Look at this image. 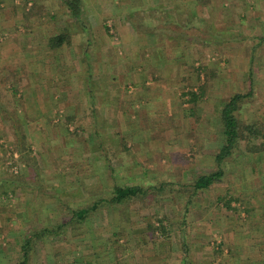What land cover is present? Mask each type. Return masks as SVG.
I'll return each mask as SVG.
<instances>
[{"label":"rangeland","instance_id":"rangeland-1","mask_svg":"<svg viewBox=\"0 0 264 264\" xmlns=\"http://www.w3.org/2000/svg\"><path fill=\"white\" fill-rule=\"evenodd\" d=\"M66 1L68 0H0V264H16L20 260L19 249L22 238L29 230L58 225L60 218L71 215V209L91 205L103 192H107L108 198L110 192L107 191L106 185L111 182L123 187L137 186L144 191V194H139L122 207L104 206L85 221L84 227L78 228L79 230L85 228L84 231L80 233L77 229L78 235L71 234L72 229L67 227L62 235L38 240L31 252L29 264H184L186 260L184 259L182 263L181 258H135L134 255L131 258H120V255L124 253L128 255L129 252V246H124V237L129 234L135 238V235L141 234L138 227L146 226L145 235L149 237L148 242L154 244L152 251L157 252L160 248L159 243L164 242L167 245L169 241L166 237L168 233L166 229L171 223L174 227L172 230H178L174 233V242L178 250H182L183 247L176 242L177 236L188 237L190 243V239L194 237L191 228L199 221L202 223L213 221L217 214L215 209L217 198L223 196L221 190L224 188L230 192L232 186L237 183H229L227 180L230 163L235 164L234 159L248 153L249 161L246 164L249 166L246 168L245 164L238 168L245 169L248 174L254 170L252 167L254 155L248 152L250 147H246L245 143L241 142L235 154L222 165L224 170L222 181L212 185L206 192L192 193V184L197 177L211 174L217 168L214 156L222 146L219 112L232 93L248 92L249 71L252 73L253 95L244 100L236 115L241 123L253 124L256 129L264 133V117H262L264 112H260L264 111L262 110L264 83L260 82V80L264 82L262 78L264 72L260 71L262 69L259 66V61L264 62V43L250 37L257 34L258 29L264 31L262 24L264 21H259L264 17V11L260 9L262 0H226V5L213 7L218 14L216 19L213 18L214 20L208 19L205 9L197 8L195 19L201 18L204 24H196L200 26L199 29L197 27L196 30H190L188 37H185V41L189 38V42L185 44L191 52L186 53L189 56L183 59L186 60L185 63H192L193 70L190 68V71L196 76L195 70L200 69L199 65H201L203 79L197 81L195 77H191L189 84L182 82L179 89L169 94L170 97L157 96L158 98L153 102H148L146 96H143V101L141 99L138 104H140L139 111L145 113V117H140L137 123L132 119L121 120L125 123L122 124V129L126 134H121L119 138L113 134L117 131L116 126L112 125L114 118L105 117L109 114L106 113L107 111L93 115L89 111V102H82L84 95L80 89L72 96H67L65 92L70 91V87L77 89L80 85V88L89 93L92 83L89 80L87 63L91 60L97 63L98 55L101 58L103 48L106 46L111 47H108L107 57H119L120 62L128 63L130 58L126 56L129 52L124 51L122 41H131L127 31L134 30L133 26L137 27V25L129 22L126 11L122 13V7L127 6L121 4L118 6L121 7V12L116 15L118 19L123 16L118 22L125 27L120 29L121 33L110 19L104 21L108 25L107 31L104 28L89 29L87 6L92 0H81L83 8L80 16L83 15L75 31L77 35L72 38V43L70 38L68 45L53 51L47 45V38L58 34L62 25L69 23L70 19L73 20L65 6ZM123 1L117 0L120 3ZM105 7L107 11L104 15L111 16L112 7ZM144 8L145 11L150 9L148 6ZM141 14L144 15L142 11ZM145 18L147 19L143 24L147 21L157 22L152 19L153 17ZM139 22L138 20L137 23ZM83 27L86 29L84 32L80 29ZM215 28L221 33L214 32ZM199 30L203 35L199 34ZM133 32L131 34L135 36ZM103 35L107 44L102 43ZM27 38L30 40L26 41ZM203 38L207 43H201ZM234 40H237L234 48L238 51V55L234 54L235 58L233 55L230 58V52L224 51L222 44H229V41L233 43ZM3 46H7L10 50L7 53L8 57L1 53ZM21 48L24 51H21ZM25 49H28L30 54H27ZM32 49L35 54L31 53ZM39 50L43 51L42 55L37 54ZM53 53H56L57 60L64 62L66 59L70 65L60 66L58 70L53 71L58 67L54 63ZM39 57H42L44 62H49L52 69L48 68L47 63L45 66L39 68L33 66L30 69L27 68L29 67L27 62L24 66L18 63L23 58H30L35 62L31 65H36ZM8 60L13 61L14 68H10L9 63H5L9 62ZM39 63L41 64L40 61ZM248 63L249 68H247ZM1 64L5 65L1 68ZM125 66L132 73L131 66ZM52 73L54 77L51 76ZM38 75L44 79L40 87L45 90L34 96L26 91L25 87L31 89L32 86L37 91ZM257 75H260L259 79ZM142 77L144 78V75ZM61 80L66 81V85L60 82ZM130 80L132 81V78L127 76L123 83L128 85ZM76 81L79 83L78 86L74 84ZM150 83L152 85L143 87L142 94H145L144 90L150 92L151 88L152 91L156 89L157 95L162 94V85L156 84L155 79ZM189 86L193 87L194 92L199 91L195 90L196 87H203V96H200L195 104L181 101V94L186 92ZM59 88H67L61 95L65 98L59 96L58 99L50 101L49 96H55ZM122 91L124 92L125 89ZM171 98L178 100L175 102ZM44 100H47V103ZM174 104L178 105L179 109L175 108L178 112L174 111L171 118L169 113ZM103 105L105 107L107 103ZM204 113L206 117L203 118L201 115ZM138 124L145 129L140 141L133 140L130 134V131L139 127ZM12 126L16 128L15 134L12 133L14 130ZM19 135H23L24 138L17 140L19 145L15 146ZM121 138L124 139V146L120 141ZM256 140L248 138V143L254 144ZM213 143H216V146ZM204 148L206 153L213 155H201L202 160L200 159L199 162L206 160L208 165L199 164L195 159L196 155L200 158L199 154ZM154 149H157L155 160L152 159L155 163L146 159L147 153ZM98 156L100 163L104 164L100 167H103L101 173L97 170L99 166L96 165ZM133 156L137 157L138 163L134 162L135 167L131 168L130 161ZM140 159L147 161L141 166L143 175L146 173L153 175L156 170V177L153 179L150 177L147 183H139L133 176V173L140 172L136 168L142 163ZM121 160L126 166L117 165ZM108 161L114 168L115 180L111 179L106 183L102 181L101 174L103 171L107 173L105 168ZM254 167L257 171L260 168V166ZM160 173L161 176L158 175ZM256 174H246V177L250 176V178L241 183L239 190L242 192L241 197H244V206L251 208L246 210L248 219L264 222V212H257L264 206V198L258 197L264 192V178L261 179V175ZM237 179L241 178L237 177ZM96 188L99 189L97 192H95ZM204 194H209L210 203L205 200L203 205L198 203L197 207L192 206L194 203L203 202L201 198L205 197ZM188 199L193 203L187 205ZM243 216L240 217L243 219L242 222L247 219L246 214ZM205 217H210V221L205 220ZM155 219H162L163 231L155 229L159 227ZM240 219L238 218L237 222H240ZM93 234L98 236L101 244L94 246L93 249L106 252L107 258L89 259V246H92L89 236L92 237ZM229 237L227 235V245L230 244ZM229 246L225 249L233 256L235 251L236 258H220L218 251L213 252L214 247L209 245L203 247L202 251L211 258H204L201 264H210V261L212 264H237L242 261L245 255L238 257L239 248L231 246L229 248ZM137 248L140 249L139 246ZM193 249L189 246L190 252H193ZM163 252H167V249L165 248ZM196 259L190 258L189 264H196Z\"/></svg>","mask_w":264,"mask_h":264},{"label":"crops","instance_id":"crops-1","mask_svg":"<svg viewBox=\"0 0 264 264\" xmlns=\"http://www.w3.org/2000/svg\"><path fill=\"white\" fill-rule=\"evenodd\" d=\"M188 1L191 2V0H124L122 3H120V2H117V0H92L91 2H89V6H87V10H89V29L99 30L100 28H102V29L104 28L107 31L108 25L104 21H105V19H110L111 21L114 22V26L117 28V31L121 33L120 29L125 28V27H122L120 25V23H118V22H119L120 18H122L123 16L120 17L119 19L116 16L118 13L121 12L120 11L121 7H118L121 4H122V6L123 5L124 6H132V9L130 10V12H131L130 14H132L133 12H137V11L142 10L145 6L146 7L148 6L150 9H154V8H158L160 6H164V9L168 10V9L174 8V6L178 5L180 2H188ZM208 1H209V5H208L209 7L204 8L206 10V11L205 10L204 11L207 13L208 19L209 18L216 19L218 14H216L217 12L213 9V7H215V6L217 7V5H220V4L226 5V3H225L226 0L225 1L224 0H208ZM61 3L63 4V2H61ZM252 3L254 4V2H252ZM116 4H117V7L115 8ZM111 5H113L114 7H112ZM261 5L262 6L260 9L262 11H264V0H262ZM105 6L112 7L111 8L112 9L111 16L107 15L108 17H106L104 15L106 13L105 11H107ZM142 6H144V7H142ZM150 6H152V7H150ZM85 8H86V6H85ZM197 8L200 9V7H197ZM122 10H123L122 13L124 14V12L126 11L125 7H122ZM230 14L231 13H229V15ZM69 15H70V13H69ZM82 15L83 14H81V18H82ZM70 18H72L71 15H70ZM53 19H55V17ZM73 20L70 19L69 23H66L64 26L62 25L59 29V32H58V33L63 32L64 29L68 30L69 34H70V38H71V43H72V38L75 35H77V32H75V31L78 29V22L76 20H74L75 21L74 22ZM259 21H264V17H261ZM262 24H264V23H262ZM133 28H134V26H133ZM80 29H82L83 32L86 31V29L84 27L80 28ZM230 29H232L231 26H230ZM134 30H131V31L128 30L127 31V35L131 37V39H130L131 41H127V40L122 41L124 51L129 52V54H127V56H126V57L130 58L128 63L120 62L119 57H116V58L115 57L114 58L107 57V54H108L107 52L109 51L108 47H110V46H106L105 48H103V54L101 55V58L98 55L99 60H97V63H95V61L93 62L92 60H91L92 63L90 61L87 63V64H89V80H91V83H92L91 87L89 89V93H87L85 89L80 88V85L77 81H76V83H74L75 85L77 84V86L79 85V87L77 89H76V87L73 86L74 88L70 87V91L65 92L66 94H68L67 96H72V95L76 94L80 89V92L83 93V95H84V99L82 98V102H89V111H91V113H93V115H96L97 113H101L104 110L107 111L106 113H109V114L105 117H108L111 119L114 118L112 125L116 126V128H117V131L113 133L115 135L126 134V132L123 131L124 129H122V124L124 122H121V120L124 119L126 121V119L127 120L132 119V121L136 120V123H137V120L140 117L141 118L145 117V113L142 114L141 111H139L140 110L139 109L140 104H138V102L141 101V99L143 101V96H146L145 98H147L148 102H153L158 98L157 96H169V94L174 93L175 90L179 89V86L181 87V85L183 84L182 82H186L187 84H189L191 81L190 80L191 77L192 78L195 77V80H197V81L203 79V76L201 74H199V77H197L196 75H193L192 71H190V68L193 70L192 63L191 62L185 63L186 60L183 59L184 57L185 58L187 57L188 54H186V53L191 52V49L188 48V46H186L187 44H185V43L189 42V38H187L188 41H180V43L178 42V40L177 41L169 40V41H167L165 43H161V44L160 43L159 44H153L152 46H148V47H144L142 45L141 47H139V44H138L139 36L137 35V32H135ZM213 30L216 33H221L220 30H218L216 28ZM258 30H259V32H257V34H253V36H250L251 38H254V40L255 39L259 40L260 38H264V31H261L260 29H258ZM124 32H126V30ZM124 32H122V34H124ZM131 32L135 33L134 34L135 36H133L131 34ZM198 32H200V30ZM187 33H189V31ZM89 34H91V33H89ZM199 34H201V32ZM201 35H203V34H201ZM101 37L103 38L104 35ZM185 37H188L187 34ZM231 38H233V37H231ZM248 39H250V38H248ZM29 40H30V38L26 41H29ZM198 42H200V39H198ZM203 42H206L204 38L201 41V43L204 44ZM102 43L107 44V41L105 40V38H103ZM223 43H224V41H223ZM236 44H237V40H234L233 43L231 41H229V44H226V43L222 44V45H224V48L222 47L223 50L230 52L229 53V54H231L230 58H232L231 57L232 55L235 58L234 54L238 55V51L236 50V48H234L236 46ZM218 45H220V43ZM64 46H66V45H63V47ZM1 48H2L1 53H3L5 56L8 57L7 53L10 50H8L7 46H3ZM222 48H221V50H222ZM12 49H14V48H12ZM21 51H24V49H22ZM31 51H32L31 53L35 54L34 49H32ZM25 52L27 54H30L28 49H25ZM38 53L42 55L43 51L39 50L37 52V54ZM131 53H133V54H131ZM84 54L86 55V53H84ZM119 54H120V52H119ZM175 54H177L176 57L173 56ZM53 56L55 57L54 63H56L55 65L58 66L57 68H54L53 71H55L56 69L58 70V68L60 66L66 67V65H70L69 62H66V59L64 60V62L57 60L56 53ZM140 57L143 59H139ZM2 59H7V58H2ZM38 59L41 62V64L37 60L36 65H31L35 62L33 60H31L30 58L29 59L23 58V60L21 62L18 61V63H21L22 66H24V64L27 62V64L29 65V67H27L28 69H30V67H33V66L36 68H39L42 65L45 66V64L47 63L48 68L50 70L52 69L49 62H44L43 61L44 59L42 57L41 58L39 57ZM8 61L9 62H5V63L6 64L9 63L10 68H12V67L14 68L15 66H12L13 61H10V60H8ZM3 65H5V64H1V68ZM125 65H128L127 67L131 66L130 69H132V73L130 70H127L128 68L126 69ZM199 66H200V68L202 67L201 65H199ZM259 66L262 70H260ZM259 66H258L259 70L261 72H264V62L259 61ZM197 67H198V64H197ZM247 68H249V63H248ZM248 71H247V73H248ZM231 72H232V70H231ZM246 74H244L245 78H247V75H248V74L247 75ZM142 75H144V78L142 77ZM260 75H257L258 79H259ZM51 76L54 77L53 73L51 74ZM127 76H128V78L131 77L132 81L131 80H130V82L128 81L129 84L125 85V83H123V82L125 79H127ZM38 77H39V75L37 76V78ZM262 78H264V73H262ZM152 79H155L156 84L162 85V88H161L162 94L157 95V92H155L156 89H154V91H152V88H151L150 92L144 90L145 94H142L143 93V87H145V85H152V83H150V81H152ZM42 80H44V79H42V77L38 78V84H37L38 89H37V91L34 90L32 86H31V89L29 87H25L26 91H29L30 94H34V96L37 93L39 94L40 92H43L45 89H42L40 87ZM56 80L58 81V78H56ZM60 82H63V84L66 85V81L61 80ZM260 82L264 83V82H262V80H260ZM59 86H60V83H59ZM123 89H125L124 92L122 91ZM64 90H67V88H62V89L59 88V90L55 93V96H51V95L49 96V100L52 101L51 99H58L59 96L64 94ZM132 91H134V92H132ZM137 95H139V96H137ZM61 98L64 99L65 96H61ZM171 100L177 102L178 98L177 99L171 98ZM44 102L47 103V100H44ZM104 103H107V106L104 107V105H103ZM141 103H143V102H141ZM176 106L174 104V106L170 109L171 112L169 113V115L171 118L173 117L172 115H173L174 111L178 112V110H176V109H179L178 105H176ZM183 107H187V105H183ZM262 108H264V107H262ZM185 109H187V108H185ZM200 110L201 109H199L198 112H200ZM262 110H264V109H262ZM260 112H264V111H260ZM201 117H203V118L206 117V114L205 113L202 114ZM262 117H264V116H262ZM96 118H99V117H96ZM134 129H136V130L130 131L131 138H133V140L137 139L138 141H140L141 136L143 137L142 132L144 133L145 129H143L140 125H139V127L134 128ZM139 132L141 135L139 134ZM185 134L187 135L188 133H185ZM189 144H190V141H189ZM213 144H214V146H216V143H213ZM220 146H221V143H220ZM189 148H191L190 145H189ZM155 150H157V149L149 151L147 153V155L144 154V155H146V159H148L149 161L154 162V163H155L154 156L156 153ZM194 150H197V149L194 148ZM205 153H206V150L204 148L201 151V153L199 154L200 158L197 157L198 155L195 156V159H197L199 164L208 165L206 160H205V162H202V163L199 162V160L201 159V155L202 156L213 155L212 153H209V152H207L206 154ZM247 156H248V153L242 155L241 158L237 157L236 159H234V160H236L235 164L230 163V165L228 166V169H229L228 170L229 174L227 177L228 182L229 183L237 182V183H235L232 186V189L230 192L226 191L224 188H223V190H221L223 196L218 197L217 198L218 203H217V205L215 204L216 205L215 209L217 212V214L215 215L216 218L213 221L208 222V223H205V221H203V223L201 221L197 222L195 224V226H193V228H191L192 234L194 235V237H193V239H190V241H191L190 243L188 242L189 241L188 237L179 236V235L177 236L176 242H178V244H180V246H182L184 249L182 248V250H178L176 243L174 242L175 241L174 233H176L178 230H172L174 228L173 224L169 223L168 228L166 229V231L168 232L166 237H167V239H169V241L167 242V245H165L164 242L159 243L160 244L159 250L157 252L152 251V246L154 244H152L151 242H148L149 237H147L148 235L147 236L145 235V233L147 231V227L144 226V227H138V230L141 232V234L135 235V238L129 234H128V236L124 237V243H125L124 246H127V247L129 246V249H128L129 252H128V255H127V253L120 255V258H131L133 255L135 258H137V257H139V258H143V257L144 258H181L182 263L184 262V259L186 260V263H184V264H189L190 258H197L195 261L196 264H201L203 262L204 258H211L209 255H206L202 251L203 247L209 246V245L214 247L213 252L215 250L218 251V254L221 256L220 258H236V252L235 251L233 252V254L235 256L234 257L233 255H230V252L227 249H225L227 246L230 245L231 247L239 248L238 250H240V252H239L238 257L239 256L241 257L243 254V256L245 255L244 258H249V260H251V262L259 261L260 260L259 258L264 259V222H261L259 220L250 221L248 219V217H247V219H244L246 221L242 222L243 219H240V217H244L243 216V215H245L244 211L249 209V207H245L244 203H243V205H239V203L236 200V199L240 198V200H242L244 202V197H241L242 192L239 189L241 188V183L244 180H246L247 178H250V176L246 177V174L251 175L252 173H257L256 175H258V176L261 175L260 176L261 179L264 178V177H262V176H264V153L254 155V158L252 160L254 162V164L252 166L254 170L250 174H248V172L245 169L239 170L241 167H243L249 161ZM136 158L137 157L133 156V159H131V161H130L132 163V166H130L131 168L135 167L134 162L136 164L138 163ZM146 159H140L139 160L142 163H140V165H137L136 168L140 172L138 174L133 173L135 180L138 181L139 183H145V182L147 183V182H149L150 177L152 179L154 177H156L155 176L156 170L154 171L153 175H148V173H146L145 175L142 174L141 166H143L147 162ZM152 159H154V160L152 161ZM99 160H100V156H98V158L96 160L97 163L95 162L96 165L99 167L104 166V164H101ZM143 162H144V164H143ZM120 164H124L122 160L119 161V164H117V165L120 166ZM257 164H259V165H257ZM172 165L175 166L173 163H172ZM239 166H240V168H238ZM248 166L249 165L246 164V168ZM254 166H260L258 171H257V169H255ZM158 175L161 176L162 174L160 173ZM133 176H130V177H133ZM237 177L241 178V179H237ZM99 181H101V179H99ZM97 190H99V189L96 188L95 192H97ZM204 196L205 197L201 198V199H203L202 200L203 202L194 203V204H192V206L197 207L198 203L203 205L205 200H207V201L210 200L209 194H204ZM258 197L264 198V192H262L260 194V196L258 195ZM231 200H233V201L231 202ZM228 202H230V204H228ZM253 202L256 203L254 200H253ZM209 203H210V201H209ZM227 206L229 207V209H227ZM257 212H264V206L259 208V211H257ZM210 217H205V220H209ZM238 218L240 219V222H237ZM164 226L165 227L167 226L166 222L164 223ZM180 226H182V225H180ZM208 226H210L211 228ZM212 231L214 232V234L211 235L210 232H212ZM227 235L230 236L229 237L230 238V244L229 245H227ZM89 239L92 242V246H89L90 248L92 247V249L89 248V259L90 258H107L106 252L103 253L101 251H96L93 249L94 246H101L100 241L98 240V236L93 234L92 237L89 236ZM97 241H99V242H97ZM219 245H222V250H218ZM137 246H139L140 249H138ZM189 246L194 248L193 252H190ZM230 246H229V248H230ZM131 247H132V249H131ZM170 247H171V249H170ZM173 247L175 250H173ZM165 248L167 249V252H163V251H165ZM168 251H170V252H168Z\"/></svg>","mask_w":264,"mask_h":264},{"label":"trees","instance_id":"trees-1","mask_svg":"<svg viewBox=\"0 0 264 264\" xmlns=\"http://www.w3.org/2000/svg\"><path fill=\"white\" fill-rule=\"evenodd\" d=\"M65 6L68 8V12L72 16L74 20H76L79 24L81 21L80 11L83 8V4L81 0H68L65 2ZM209 1L208 0H191L188 2H180L178 5L174 6L172 9H164V6H160L158 8L149 9L146 10L143 8L140 11L133 12L130 14V10L132 9V6L125 7L126 16L129 19V22H132L133 24L136 23L137 27L134 26L137 35L139 36V47L142 45L144 47L152 46L153 44H161L165 43L169 40H174L180 43V41H185V36L188 34L187 32L190 30H196L197 27L199 29L200 26H197L198 24L202 23L204 24L203 20H196V11L197 7L200 8H207L209 7ZM144 7V6H142ZM141 11L143 14H141ZM145 12H148L146 14ZM27 15V14H26ZM145 17H153L152 19H155L156 23H151L150 21H147L143 24L144 20L147 19ZM140 21L137 23V21ZM201 21V23H200ZM197 24V25H196ZM218 34V33H217ZM214 35V34H212ZM215 37V36H213ZM183 38V39H182ZM70 39L69 31L64 29L63 32H60L56 35L50 36L47 38V45L48 47L56 51L57 49L61 48L63 45H68ZM260 43H264V38L259 39ZM202 69H196L195 72L197 74V77H199V74H201ZM248 92L241 93V92H235L230 95V97L226 100V102L223 103L221 110L219 112V117L221 121V127H222V146L219 148V150L216 152L214 156V162L216 165V170L211 174H203L197 177V179L192 184L193 194L197 192H203L207 191L212 185L219 183L222 181L224 177V170L222 168V165L230 159V157L235 154V150L239 147L241 142H244L246 147L253 148L251 150L249 148L248 152L252 153L253 155H257L260 153H264V133H261L260 130L256 129V127L252 125H245L241 123L237 118V112L240 109V106L244 102L245 99H247L249 96L253 95L252 92V73L249 71L248 73ZM201 83V82H200ZM203 87H196V91L194 92L193 87L189 86L186 92H183L181 94L182 96V102L183 103H190L195 104L197 102V99L200 98V96H203ZM12 110V109H11ZM4 112V110H3ZM4 115V114H3ZM72 120V119H71ZM12 128H14L12 126ZM12 133H16V128L12 130ZM118 138L121 137L120 134L116 135ZM23 135H19V137L16 138V145H19V139H23ZM248 138L250 139H257L256 143L249 144ZM18 140V141H17ZM120 141H122V145L124 146V139L121 138ZM238 151V150H237ZM101 167V166H100ZM97 169L100 173L101 170H103V167ZM105 170L107 173L105 174V171L101 175L102 181L108 183L111 179L115 180L113 175L114 168L112 167L111 163L108 161V165L106 166ZM107 191L110 192L108 198L106 196L107 192H103L102 196L97 198L93 201V203L87 207L78 208V209H71V215L69 217H62L59 219V224L56 226H48L43 227L38 230H29L22 238V243L20 245V255L21 258L16 264H29L30 263V256L31 252L34 248V245L38 242L40 239L49 238L53 235H62L65 233V229L67 227H70V230L72 229L71 234L78 235L79 232L82 230L78 229L81 226H85V221L90 219L91 215L93 213L99 212L100 209H102L104 206L109 207H122L126 205L129 201H131L134 197L138 196L139 194H144V191H141V189L137 186H130V187H123L116 183L111 182L109 185H106ZM105 189V190H106ZM108 195V194H107ZM193 197V196H192ZM239 205H243V201L239 199H236ZM233 200H231L232 202ZM193 203L191 199H188L186 204L190 205ZM230 204V202H228ZM229 206V205H228ZM227 208L229 209V207ZM247 210H251L247 209ZM245 214L248 217V214L246 210L244 211ZM250 212V211H249ZM156 224L159 226L155 229H161L163 231L164 227L162 226L163 221L162 219H155ZM74 224H76V228H74ZM151 227V226H150ZM79 232H78V230ZM218 250H222V245L218 246ZM183 259V258H182ZM259 261L251 262L249 258H244L242 261L238 262L237 264H264V259L259 258ZM212 264V261L209 262Z\"/></svg>","mask_w":264,"mask_h":264}]
</instances>
